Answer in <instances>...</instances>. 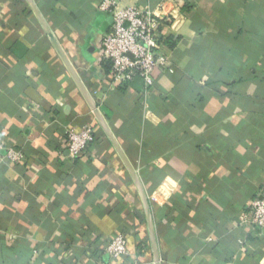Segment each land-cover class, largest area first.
Masks as SVG:
<instances>
[{
  "label": "crops",
  "instance_id": "crops-1",
  "mask_svg": "<svg viewBox=\"0 0 264 264\" xmlns=\"http://www.w3.org/2000/svg\"><path fill=\"white\" fill-rule=\"evenodd\" d=\"M33 1L142 182L160 263L264 264L242 223L264 187V0H116L168 16L147 94L112 83L102 0ZM88 125L72 157L65 132ZM0 142L24 154L0 156V264H154L134 182L27 0H0Z\"/></svg>",
  "mask_w": 264,
  "mask_h": 264
},
{
  "label": "built area",
  "instance_id": "built-area-1",
  "mask_svg": "<svg viewBox=\"0 0 264 264\" xmlns=\"http://www.w3.org/2000/svg\"><path fill=\"white\" fill-rule=\"evenodd\" d=\"M98 9L111 15V24L100 40L99 54L102 59L111 61L112 83L122 85L139 76L147 94L154 84L155 72L171 69L168 56L161 51L158 32L162 22L167 21V14L159 15L152 9L136 6L121 7L116 0H102ZM94 134V128L90 125L79 130L68 129L65 132V140L70 155L79 156L94 141ZM1 155L11 162L24 159L22 151L0 142ZM246 210L242 223L252 229L264 228V187L248 204ZM105 240L104 249L112 259L127 253L126 234L114 233Z\"/></svg>",
  "mask_w": 264,
  "mask_h": 264
},
{
  "label": "water",
  "instance_id": "water-1",
  "mask_svg": "<svg viewBox=\"0 0 264 264\" xmlns=\"http://www.w3.org/2000/svg\"><path fill=\"white\" fill-rule=\"evenodd\" d=\"M27 2L30 5L31 9L33 10L34 14L36 15L38 21L40 22L43 30L47 34L51 44L53 45L54 49L58 53L60 59L62 60L63 64L65 65L66 69L68 70V72L70 73L74 82L76 83L81 94L85 98V100H86L88 106L90 107L94 117L96 118L97 123L101 126V128L105 132L106 136L108 137V139L112 143L114 149L116 150V152L120 156V158H121L122 162L124 163L127 171L129 172V174H130V176L134 182V185L137 189V192L140 196L142 206H143V212L140 210H136V215L140 220L146 221L147 232H148V237H149V241H150V247H151V251H152L154 264H161L159 252H158V246H157L156 233H155V229H154V222H153V217H152V212H151V206H150L146 191L142 185V182H141L135 168L132 166L129 159L126 157L122 147L120 146V144L116 140L114 134L110 130L104 116L102 115L101 111L97 107L93 98L89 94L84 83L80 79V77H79L78 73L76 72L72 62L69 60L68 56L65 54L64 50L60 46L56 37L54 36L53 32L48 27V25L45 22L42 14L38 10L36 4L34 3L33 0H27Z\"/></svg>",
  "mask_w": 264,
  "mask_h": 264
},
{
  "label": "trees",
  "instance_id": "trees-1",
  "mask_svg": "<svg viewBox=\"0 0 264 264\" xmlns=\"http://www.w3.org/2000/svg\"><path fill=\"white\" fill-rule=\"evenodd\" d=\"M165 40H168V39L167 38L165 39L164 37H162V39H159L160 42L165 41ZM103 63H105V67H106V70L107 71L109 69L111 70V61L110 60L103 59ZM125 86H126V83L125 84H122V85H119L120 88H124ZM122 233L125 234V232H122Z\"/></svg>",
  "mask_w": 264,
  "mask_h": 264
}]
</instances>
